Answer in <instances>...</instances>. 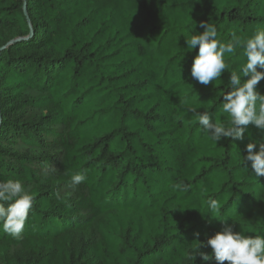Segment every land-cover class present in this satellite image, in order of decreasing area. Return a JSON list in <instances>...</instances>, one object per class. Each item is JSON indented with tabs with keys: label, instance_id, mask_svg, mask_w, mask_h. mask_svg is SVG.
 <instances>
[{
	"label": "trees",
	"instance_id": "trees-1",
	"mask_svg": "<svg viewBox=\"0 0 264 264\" xmlns=\"http://www.w3.org/2000/svg\"><path fill=\"white\" fill-rule=\"evenodd\" d=\"M201 23L246 41L264 0H0V181L34 197L19 237L0 227V264H217L189 257L225 223L264 234V177L243 162L261 131L217 143L196 115L223 119L246 57L199 84Z\"/></svg>",
	"mask_w": 264,
	"mask_h": 264
},
{
	"label": "clouds",
	"instance_id": "clouds-1",
	"mask_svg": "<svg viewBox=\"0 0 264 264\" xmlns=\"http://www.w3.org/2000/svg\"><path fill=\"white\" fill-rule=\"evenodd\" d=\"M201 27L204 29L202 32L191 35L190 39L185 37L189 48L195 50L198 46L191 77L199 84L215 86L222 73L228 69L225 55L236 52L238 48L243 49L246 62L239 73L235 70L230 72L227 91L222 96L221 110L226 114L223 119L216 120L212 113L205 110L196 113L199 124L205 134L217 143L225 138L242 140L248 126H256L262 137L247 144V156L243 157V162L250 161L255 176L264 177V94L258 87L264 80V29L246 41L233 33L232 38L225 43L217 39L215 24L201 23ZM85 179L84 174L77 173L71 176V183L79 185ZM33 205L34 197L26 191L20 180L0 181V227L4 232L19 237ZM209 206L215 210L217 202L212 200ZM234 225V222L225 223L221 231L207 239L206 246L211 248L210 253L200 251L202 242L198 240L200 243L191 250L190 260L194 261L199 254L205 262L214 259L217 264H264V234L247 235L242 230H234Z\"/></svg>",
	"mask_w": 264,
	"mask_h": 264
}]
</instances>
